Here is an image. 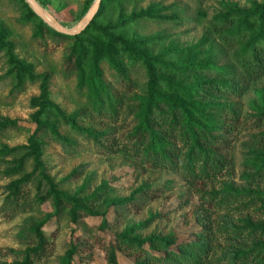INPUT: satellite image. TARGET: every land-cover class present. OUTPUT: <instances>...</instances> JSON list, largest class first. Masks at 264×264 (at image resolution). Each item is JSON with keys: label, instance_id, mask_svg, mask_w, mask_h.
I'll list each match as a JSON object with an SVG mask.
<instances>
[{"label": "rangeland", "instance_id": "obj_1", "mask_svg": "<svg viewBox=\"0 0 264 264\" xmlns=\"http://www.w3.org/2000/svg\"><path fill=\"white\" fill-rule=\"evenodd\" d=\"M36 1L54 20L71 28L94 0ZM253 2L264 0H114L103 9V21L115 22L132 11L155 8L150 18H141L120 32L127 39L153 38L148 56L178 51L181 64L186 60L193 65L210 57L222 72L190 68L179 78L192 83L197 74L224 79L233 88L214 93L218 104L236 121L229 134L230 147L220 151L228 165L215 179L194 181L181 171L148 165L132 153L129 134L135 125L134 109L145 96L148 81L140 63L128 64L122 80L103 61L102 80L107 90L97 101L85 86L79 87L77 71L68 61L72 40L45 32L35 35L36 23L23 20L20 0H0L3 41L12 42L14 54L32 64L36 74L49 76L51 101L73 116L80 127L100 134L94 139L80 133L58 122L52 112L41 116L40 120L57 123L60 134L68 140L64 144L46 133L39 136L47 175L68 195L84 186L79 195L95 194L91 206L101 204L100 210L116 198L137 199L119 209L106 207V228H100L98 215H79L72 220L65 208L57 213L52 195L37 202L34 178L23 187L15 203L8 196L7 186L30 172L31 164L27 161L23 173L7 175V163L20 154H0V264L22 259L25 250L34 245L32 225L37 223H42L46 241L39 264H64L72 243L77 248L71 264H109L107 250L111 246L117 264H136L148 250L154 256L163 255L162 250H151L147 244L139 252L120 245L117 234L128 230L130 237L140 239L170 235L175 243L168 249L175 252L183 244L206 241L208 256L202 264H252L243 261L236 251L248 249L254 239H264V234L253 232L250 225L264 223V174L256 166L264 151V73L246 75L239 63V43H225L213 24L218 14L246 10ZM89 55L90 51L86 65ZM15 84L6 50L0 46V121H15L0 130V150L27 145L35 129L32 115L38 108L32 106L31 99L39 95V82L26 80L22 87ZM145 184L152 190L138 194ZM152 214L158 215L140 227Z\"/></svg>", "mask_w": 264, "mask_h": 264}, {"label": "trees", "instance_id": "obj_2", "mask_svg": "<svg viewBox=\"0 0 264 264\" xmlns=\"http://www.w3.org/2000/svg\"><path fill=\"white\" fill-rule=\"evenodd\" d=\"M113 1L101 0L99 9L84 30L75 35H64L47 26L24 0H20L23 20L36 23L35 35L42 36L45 32L51 37L72 40L68 61L77 71L79 87L85 86L97 101L101 95H106L107 90L102 80L103 61L107 62L122 80L126 78L125 70L128 64L140 63L145 68L148 77L147 88L145 96L139 99V104L134 109L135 125L129 134L132 153L135 156L154 167L181 171L190 180L215 179L228 165L227 158L220 151L230 147L229 134L234 130L236 121H233L232 116L218 104V98L214 93L232 91L233 88L228 86L224 79L207 78L196 74L195 80L189 83L179 77H184L190 68L216 73L223 70L216 67L210 57L204 58L196 65L186 60L181 64L178 51L155 57L148 56L147 49L153 38L127 39L120 31L141 18H150L151 14L156 12L155 8L132 11L115 22L110 20L104 22L103 9L109 7ZM213 29L225 43H239V63L246 75L254 77L264 73V2H253L246 10L218 14L214 18ZM3 38L4 32L0 29V46L6 50L16 87H22L26 80L39 82V95L31 99L32 106L38 108L32 115L35 129L29 136L27 145L0 150L1 155L20 154L7 163L4 169L7 175L23 173L27 161L31 164L30 172L23 173L8 184L9 198L17 203L23 187L34 178L37 202H43L52 195L55 198L57 213L65 208L72 220L79 215H98L101 217L100 228H106L108 226L105 217L106 207L113 206L119 209L125 204L135 203L137 199L133 196L116 198L108 201L106 207L100 210L101 204L97 207L91 206L96 199L95 194L86 197L79 195L84 191V186L80 187L76 194L68 195L47 175L41 159L42 140L39 136L46 133L50 138L64 144H67L68 140L60 134L57 123L46 119L40 120L41 116L46 117L47 112H52L57 116L58 122L80 133L94 139H98L100 134L80 127L73 116L66 115L58 104L51 101L49 76L46 73L36 74L32 64L26 63L14 54L13 43L3 41ZM88 51L90 55L86 65ZM14 124L15 121L4 119L0 121V130ZM256 166L258 171L264 174V151L260 153ZM149 190L152 188L145 184L140 186L137 193L145 195ZM157 215L152 214L139 224L140 227L148 225ZM41 224L32 225L34 245L25 250L21 260L9 264L40 263L46 251ZM250 225L253 232L264 234V223ZM128 231L117 234V242L120 245L136 252L142 251L144 244L151 250L163 251L162 256H154L148 250L136 264H148L149 259H152L151 264H202L203 260L207 259L209 244L206 241L196 240L192 244H183L175 252L168 249L175 243L170 235L140 239L130 237ZM70 247L64 264H71L77 244L72 243ZM236 253L248 263L264 264V239H254L248 249ZM107 262L117 264L112 246L107 250Z\"/></svg>", "mask_w": 264, "mask_h": 264}, {"label": "water", "instance_id": "obj_3", "mask_svg": "<svg viewBox=\"0 0 264 264\" xmlns=\"http://www.w3.org/2000/svg\"><path fill=\"white\" fill-rule=\"evenodd\" d=\"M25 3L29 6V8L50 28L54 29L56 32L64 34V35H75L80 33L82 30L86 28L92 18L95 16L98 7L100 5L101 0H94L88 12L86 14L87 18L81 24L79 29H73L70 27L63 26L56 20L52 18L40 5L36 0H24ZM85 14V15H86Z\"/></svg>", "mask_w": 264, "mask_h": 264}, {"label": "bare ground", "instance_id": "obj_4", "mask_svg": "<svg viewBox=\"0 0 264 264\" xmlns=\"http://www.w3.org/2000/svg\"><path fill=\"white\" fill-rule=\"evenodd\" d=\"M87 15H88V14L84 15V16L82 17V19H81L77 24H75L74 26H72L71 28H73V29H79L80 26H81V24H82V23L85 21V19L87 18Z\"/></svg>", "mask_w": 264, "mask_h": 264}]
</instances>
